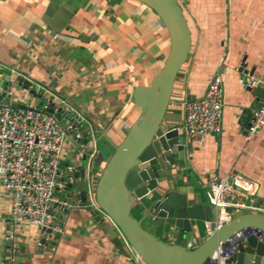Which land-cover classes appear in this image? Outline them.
<instances>
[{
    "label": "crops",
    "instance_id": "0c3cea01",
    "mask_svg": "<svg viewBox=\"0 0 264 264\" xmlns=\"http://www.w3.org/2000/svg\"><path fill=\"white\" fill-rule=\"evenodd\" d=\"M57 1L72 13L59 31L44 22L50 0H0V95L11 83L8 101L34 104L23 85L34 89L38 84L87 118L96 151L86 177L93 181V174L103 169L105 153L112 152L137 118L139 109L131 92L148 85L163 66L168 34L151 9L133 0ZM177 1L190 31L191 48L175 78L162 127L178 130L182 150H173L175 164L159 192L174 186L190 205H209L207 184L234 171L257 184L253 203L264 214V128L246 137L261 92L243 86L250 75L264 88V0ZM217 74L224 89L220 131L202 144L191 143L183 129L184 104L200 97ZM97 142H102V150ZM71 145L66 138L63 168L77 162ZM80 181L71 184L72 193L79 190ZM148 198L133 202V217L140 218L149 209ZM235 199L245 202L240 194ZM9 203L0 179V264H125L120 232L107 219L100 222L77 207L61 217L63 234L56 244L39 246L37 228L19 225L12 251L5 235ZM147 220V230L157 238L175 242V228ZM205 237L204 222L184 234L186 243Z\"/></svg>",
    "mask_w": 264,
    "mask_h": 264
},
{
    "label": "water",
    "instance_id": "95a60500",
    "mask_svg": "<svg viewBox=\"0 0 264 264\" xmlns=\"http://www.w3.org/2000/svg\"><path fill=\"white\" fill-rule=\"evenodd\" d=\"M133 1L147 6L159 18L168 34V54L149 84L132 90L131 100L139 109V114L122 141L112 146V152L105 158L104 167L97 178L94 198L105 216L97 215L87 206L83 171L80 173L79 195L85 209L100 222L107 219L117 228L144 264H207L218 247L223 245L227 248L228 241L236 234L253 229L264 235V214L244 212L234 215L196 247L186 248L184 234L199 222L216 221L219 215V210L209 205H190L186 195L174 186L163 194L159 192L160 185L170 176L171 166L175 164L173 150H182L178 131H166L162 125L175 78L191 48L190 31L177 0ZM71 17L72 13L59 6L57 0H50L43 18L49 27L59 31L69 23ZM23 86L28 89L27 84ZM28 92L37 106L42 107L46 102L35 90L28 89ZM4 100L5 94L2 93L0 102ZM60 111L54 104L45 108V112L56 118H64L65 124L72 120L70 115L60 114ZM78 130L81 135L84 134L81 126ZM86 142L84 138L83 143ZM147 196L151 206L140 218L133 217V202ZM225 212L231 214L230 209ZM148 218L159 226L168 224L175 228V242H164L144 229L143 222ZM235 251L232 259L237 264H264V242L255 235L246 238L245 246L238 241Z\"/></svg>",
    "mask_w": 264,
    "mask_h": 264
},
{
    "label": "built area",
    "instance_id": "2783aa9c",
    "mask_svg": "<svg viewBox=\"0 0 264 264\" xmlns=\"http://www.w3.org/2000/svg\"><path fill=\"white\" fill-rule=\"evenodd\" d=\"M243 86L248 90L260 89L261 92L259 106L252 112L246 129V137L251 138L264 128V88H260L250 75L246 77ZM39 88L41 92H38ZM28 89L33 88L30 86ZM33 90L46 99L42 107L36 104L17 105L8 101L10 87L2 91L5 100L0 102V179L10 199L5 235L12 251L17 246V226L36 227L39 232L38 245L50 246L56 244L63 234V215L75 207L87 211L79 190L72 193L69 189L73 182L81 179V171L85 174L87 206L97 215L105 216L94 198L99 174H93V181L86 177L92 171L90 162L96 151L95 137L89 121L45 87L36 84ZM223 102L224 89L219 74L208 80L200 97L185 102L183 129L189 142L202 144L209 135L220 131ZM50 104L60 108V114L70 115L72 120L65 124L64 118L59 119L45 112ZM79 126L84 130L83 135L78 132ZM66 138L72 144L71 150L75 153L77 162L63 168L61 160ZM84 138L87 140L85 144L82 142ZM256 191L257 184L254 181L234 171L222 179L210 181L206 186L205 196L209 206L219 210V215L214 222H204L206 237L220 225L229 222L234 215L244 212L259 213L253 203ZM237 194L245 202L237 201ZM226 209H230L231 214L226 213ZM251 235L264 242V235L259 231L245 230L230 239L227 248L220 245L207 264H237L232 259L237 243L240 241L245 246L246 238ZM121 237L123 238L122 235ZM123 242L125 264H144L124 238ZM199 243L193 240L186 243V248L192 249Z\"/></svg>",
    "mask_w": 264,
    "mask_h": 264
},
{
    "label": "rangeland",
    "instance_id": "374dc122",
    "mask_svg": "<svg viewBox=\"0 0 264 264\" xmlns=\"http://www.w3.org/2000/svg\"><path fill=\"white\" fill-rule=\"evenodd\" d=\"M97 149H100V150H102L103 149V144H102V142H97ZM109 152L111 153V151H107L105 154H106V156H107V154H109ZM104 167V165L102 166V168ZM164 192H165V190H164ZM164 192H162L161 194H163ZM151 205L149 204L148 205V208L150 207ZM149 224V221L147 220H145L144 222H143V227H144V229H147L146 228V226ZM116 230H117V228H115Z\"/></svg>",
    "mask_w": 264,
    "mask_h": 264
},
{
    "label": "clouds",
    "instance_id": "9594fccd",
    "mask_svg": "<svg viewBox=\"0 0 264 264\" xmlns=\"http://www.w3.org/2000/svg\"><path fill=\"white\" fill-rule=\"evenodd\" d=\"M83 142V141H82ZM96 145V144H95ZM100 174V173H99Z\"/></svg>",
    "mask_w": 264,
    "mask_h": 264
}]
</instances>
